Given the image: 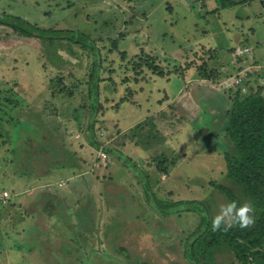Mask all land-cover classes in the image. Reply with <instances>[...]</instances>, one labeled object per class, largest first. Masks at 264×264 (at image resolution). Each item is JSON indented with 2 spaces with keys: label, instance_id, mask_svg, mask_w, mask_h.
<instances>
[{
  "label": "rangeland",
  "instance_id": "374dc122",
  "mask_svg": "<svg viewBox=\"0 0 264 264\" xmlns=\"http://www.w3.org/2000/svg\"><path fill=\"white\" fill-rule=\"evenodd\" d=\"M218 4L0 0V12L88 34L103 79L94 109L91 50L0 25V264H192L201 214L156 206L196 200L212 219L231 202L216 186L239 193L227 111L239 90L264 92V0ZM215 256L243 264L228 247Z\"/></svg>",
  "mask_w": 264,
  "mask_h": 264
},
{
  "label": "trees",
  "instance_id": "16d2710c",
  "mask_svg": "<svg viewBox=\"0 0 264 264\" xmlns=\"http://www.w3.org/2000/svg\"><path fill=\"white\" fill-rule=\"evenodd\" d=\"M252 0H219L218 7H229ZM0 25L7 26L19 35L39 38L53 44L57 41H67L79 44L91 50L95 55L89 78L92 106L98 109L100 102L101 68L100 52L94 47L88 34L76 29L46 28L34 24L20 16L0 12ZM99 54V55H98ZM148 62H146L147 64ZM142 65V62H139ZM148 64L154 70L157 64ZM158 71V70H157ZM163 76V70H160ZM123 101H126L123 100ZM232 109L227 111L229 124L227 131L234 146L227 156V177L238 189L237 194L225 184H216L219 190L226 194L238 206L243 204L242 198H248L256 212L254 226L241 229L238 225L227 231H213L212 219L205 212L201 202L196 200H180L175 202H157L156 208L161 214L180 213L184 210L196 211L201 214L198 227L192 233V240L186 244L185 256L192 264H213L216 262V252L228 247L235 257L243 264H264V92L263 88L254 89L250 94L237 92ZM166 160H162V163ZM132 163L126 158V164ZM132 165V164H131ZM139 171V170H138ZM159 171L169 173V168L159 167ZM143 181V180H142ZM144 189L149 197L152 192L149 183L144 179ZM167 209V210H166ZM122 250V249H121ZM148 264V263H142ZM227 264H236L229 262Z\"/></svg>",
  "mask_w": 264,
  "mask_h": 264
},
{
  "label": "clouds",
  "instance_id": "9594fccd",
  "mask_svg": "<svg viewBox=\"0 0 264 264\" xmlns=\"http://www.w3.org/2000/svg\"><path fill=\"white\" fill-rule=\"evenodd\" d=\"M255 209L251 203L237 204L236 201L222 204L220 211L212 218L213 231H227L229 228L238 225L241 229L248 228L255 223L253 213Z\"/></svg>",
  "mask_w": 264,
  "mask_h": 264
},
{
  "label": "crops",
  "instance_id": "0c3cea01",
  "mask_svg": "<svg viewBox=\"0 0 264 264\" xmlns=\"http://www.w3.org/2000/svg\"><path fill=\"white\" fill-rule=\"evenodd\" d=\"M238 43H235L232 47H228V48H226V49H235L236 50V47H238ZM213 48H216V47H214L213 46ZM224 51V50H223ZM224 53V52H223ZM214 59V61H215V63L217 64L216 66H219V68H221L220 67V63H218L219 62V59H218V55L215 57V58H213ZM215 66V67H216ZM217 68V67H216ZM222 71H224V67H223V69H222ZM201 80H205V79H201ZM61 183V181L59 182V184ZM65 185V184H64ZM72 191V190H71Z\"/></svg>",
  "mask_w": 264,
  "mask_h": 264
},
{
  "label": "built area",
  "instance_id": "2783aa9c",
  "mask_svg": "<svg viewBox=\"0 0 264 264\" xmlns=\"http://www.w3.org/2000/svg\"><path fill=\"white\" fill-rule=\"evenodd\" d=\"M248 49V48H246ZM245 49V50H246ZM238 83H240V79L238 80ZM1 198H3L4 200H6L8 197H9V194L7 191H4L1 195H0Z\"/></svg>",
  "mask_w": 264,
  "mask_h": 264
}]
</instances>
